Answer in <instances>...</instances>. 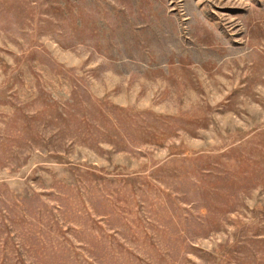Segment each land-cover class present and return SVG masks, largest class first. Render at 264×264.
Here are the masks:
<instances>
[{
    "label": "rangeland",
    "instance_id": "1",
    "mask_svg": "<svg viewBox=\"0 0 264 264\" xmlns=\"http://www.w3.org/2000/svg\"><path fill=\"white\" fill-rule=\"evenodd\" d=\"M0 264H264V0H0Z\"/></svg>",
    "mask_w": 264,
    "mask_h": 264
}]
</instances>
